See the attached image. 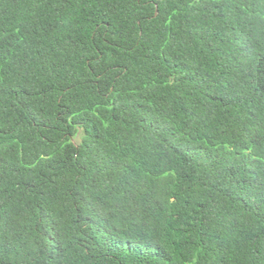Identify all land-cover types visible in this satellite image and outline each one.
Here are the masks:
<instances>
[{"label":"trees","instance_id":"trees-1","mask_svg":"<svg viewBox=\"0 0 264 264\" xmlns=\"http://www.w3.org/2000/svg\"><path fill=\"white\" fill-rule=\"evenodd\" d=\"M0 264H264V0H0Z\"/></svg>","mask_w":264,"mask_h":264},{"label":"rangeland","instance_id":"rangeland-1","mask_svg":"<svg viewBox=\"0 0 264 264\" xmlns=\"http://www.w3.org/2000/svg\"><path fill=\"white\" fill-rule=\"evenodd\" d=\"M80 135L81 133H79L75 138H74V141L78 142L80 140Z\"/></svg>","mask_w":264,"mask_h":264}]
</instances>
